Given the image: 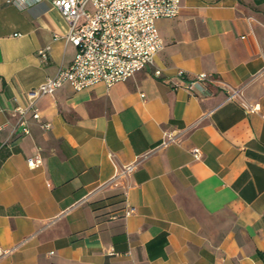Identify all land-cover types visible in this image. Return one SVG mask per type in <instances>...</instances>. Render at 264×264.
I'll return each instance as SVG.
<instances>
[{
	"label": "crops",
	"instance_id": "crops-1",
	"mask_svg": "<svg viewBox=\"0 0 264 264\" xmlns=\"http://www.w3.org/2000/svg\"><path fill=\"white\" fill-rule=\"evenodd\" d=\"M156 26L162 75L65 83L23 133L15 108L76 47L50 0H0V264H264V0H181ZM179 69L222 86L191 92Z\"/></svg>",
	"mask_w": 264,
	"mask_h": 264
},
{
	"label": "built area",
	"instance_id": "built-area-1",
	"mask_svg": "<svg viewBox=\"0 0 264 264\" xmlns=\"http://www.w3.org/2000/svg\"><path fill=\"white\" fill-rule=\"evenodd\" d=\"M24 4L37 0H8ZM67 22L66 39L76 47L75 56L67 67L60 68L55 75L47 77L35 89L29 91L28 107L17 106L16 126H21L23 133L29 128L25 114L32 111L34 118H39L36 99L44 94L54 92L65 83L75 89L90 87L103 83L106 87L125 80L136 71L147 66L154 67L155 76L162 75L160 68L155 67V56L163 48L164 42L157 29L156 19L174 17L181 9V0H50ZM50 45L38 49L39 56L46 60ZM180 85L195 93H212L211 87H221L220 79L213 73L198 72L193 75L179 69ZM239 95V90H228V99ZM48 127L49 123H43ZM174 140L167 135L163 144ZM1 146V144H0ZM195 159L201 157L199 147L191 150ZM40 162L39 156L28 158V164L34 167ZM136 162L124 165L118 175L131 172ZM123 216L135 211L127 198L122 208ZM111 219L119 217L111 213ZM109 254H118L110 251Z\"/></svg>",
	"mask_w": 264,
	"mask_h": 264
}]
</instances>
